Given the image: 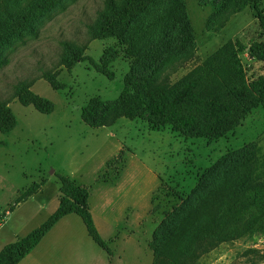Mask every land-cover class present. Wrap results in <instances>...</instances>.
Wrapping results in <instances>:
<instances>
[{
  "label": "rangeland",
  "instance_id": "374dc122",
  "mask_svg": "<svg viewBox=\"0 0 264 264\" xmlns=\"http://www.w3.org/2000/svg\"><path fill=\"white\" fill-rule=\"evenodd\" d=\"M184 1L196 43L189 60L183 56L188 51V35L185 44L169 45L181 33L182 21L163 32L168 14L174 17L171 0H161L153 8L147 21H155L157 28L140 43L141 34H135L133 40H137L126 52L115 38L89 40L88 24L103 7V0H63L40 17L37 36L14 39L12 47H6L10 60L0 67V98L9 100L17 124L7 133L0 131V250L39 227L58 208L60 175L88 188L95 226L111 250L108 253L100 247L82 218L72 213L58 220L18 264H152L148 243L156 226L183 199L190 198L198 185L202 184L200 192L204 190L203 180L225 153L256 142L264 158L261 106L234 131L213 140L186 137L168 125L154 130L140 118L120 117L113 125L101 127L83 121L82 110L91 98H118L123 77L135 59L140 67L150 57L149 64L166 65L163 72L174 81L229 39L246 45L264 41V29L251 8L232 15L218 29L210 27L209 21L232 0ZM261 3L264 9V0ZM65 41L87 43V58L70 70L61 66L58 79L66 86L54 89L42 72L56 69ZM157 44L165 46L158 53ZM108 49L120 54L105 65L113 78L96 68ZM134 51L137 55L132 56ZM240 55L249 79L264 72V65L247 51ZM169 60H173L170 66ZM24 79H34L32 90L52 101L51 113L23 105L14 96V86ZM120 150L125 157L123 169L115 161L107 164ZM197 264H264V231L221 242L201 255Z\"/></svg>",
  "mask_w": 264,
  "mask_h": 264
},
{
  "label": "trees",
  "instance_id": "16d2710c",
  "mask_svg": "<svg viewBox=\"0 0 264 264\" xmlns=\"http://www.w3.org/2000/svg\"><path fill=\"white\" fill-rule=\"evenodd\" d=\"M62 1L0 0V67L10 60L5 54L6 47H12L14 39L37 36L40 17ZM160 1L103 0V7L88 24L89 40L115 38L126 52L127 46L133 48L134 40H137H133L135 34H141L140 43L146 33L157 28V24L153 26L155 21H147V18ZM171 1V14L175 18L168 14L170 19H165L168 25L163 32L177 20L182 21L181 33L175 35L169 45L173 46L176 41L185 44L188 35V51L183 56L189 60L196 49L194 29L186 14L185 1ZM247 7L254 10L264 29L261 0H232L212 16L208 25L223 28L232 15ZM63 44L64 51L56 69L42 72V77L54 89L66 86L58 79L61 66L70 70L87 58L84 53L87 43L65 41ZM164 48V45L157 44L155 52ZM242 51H247L251 58L264 65L263 40L246 45L239 39H229L174 81L164 74L166 65L149 64L150 57L148 62L142 58L143 66L140 67L135 59L123 77L118 98L112 101L91 98L81 117L92 127L113 125L120 117L140 118L147 120L154 130L168 125L186 137L222 138L242 125L254 108H264V72L249 79L241 59ZM119 55L118 50L108 49L101 57L102 64H97V70L113 78V73L105 65ZM135 55L136 52H132V56ZM172 63L173 60L168 61L169 66ZM33 82L34 79L20 80L14 86V96L23 105L51 113L54 104L32 90ZM8 103L9 100L0 98V131L3 133L11 131L17 124ZM259 149L256 142H251L225 153L209 178L203 180L204 190L200 192L202 184L198 185L190 198L183 199L164 216L148 243L153 253L152 264H197L201 255L221 242L241 238L259 229L264 231V158L259 156ZM111 161L123 169L124 151L120 150L107 164ZM60 181L58 208L39 227L4 245L0 250V264H18L58 220L72 213L82 218L89 236L111 253L95 226L88 203V188L77 185L66 176L60 175Z\"/></svg>",
  "mask_w": 264,
  "mask_h": 264
},
{
  "label": "crops",
  "instance_id": "0c3cea01",
  "mask_svg": "<svg viewBox=\"0 0 264 264\" xmlns=\"http://www.w3.org/2000/svg\"><path fill=\"white\" fill-rule=\"evenodd\" d=\"M93 215V214H92ZM93 219H94V217H93ZM94 223H95V221H94Z\"/></svg>",
  "mask_w": 264,
  "mask_h": 264
}]
</instances>
